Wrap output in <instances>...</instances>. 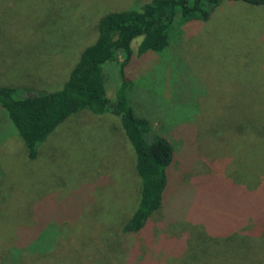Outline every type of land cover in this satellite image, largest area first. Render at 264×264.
<instances>
[{"label": "rangeland", "instance_id": "1", "mask_svg": "<svg viewBox=\"0 0 264 264\" xmlns=\"http://www.w3.org/2000/svg\"><path fill=\"white\" fill-rule=\"evenodd\" d=\"M148 1L0 0V86L61 89L100 19ZM180 30L141 57L134 39L126 68L131 105L178 157L150 229L123 232L141 179L119 116L76 112L29 159L0 106V264H129L133 241L130 264H264V149L248 123L264 107V6L225 1ZM104 72L114 100L117 62Z\"/></svg>", "mask_w": 264, "mask_h": 264}, {"label": "trees", "instance_id": "2", "mask_svg": "<svg viewBox=\"0 0 264 264\" xmlns=\"http://www.w3.org/2000/svg\"><path fill=\"white\" fill-rule=\"evenodd\" d=\"M225 1L264 6V0H149L139 8L108 12L98 23L97 39L81 52L61 89L44 92L14 85L0 86V106L15 125L29 159H35L39 146L76 112L89 110L95 114L112 113L120 117L135 150L136 171L141 179L138 206L123 227V232L130 233V237L147 232L153 217L165 205L170 172L178 158L174 140L155 131L153 122L137 113L131 105L129 91L132 81L126 75V68L135 51L132 42L142 37L136 50L139 57L149 52H164L175 35L181 33L182 25L191 21H208ZM113 61L117 62L120 76L114 100L107 95L104 72L105 66ZM253 117L254 121L252 118L248 123L254 128L258 145L264 149V107L257 108ZM248 127L242 125L243 129ZM0 175H3L1 168ZM259 221L258 226L264 229V222ZM226 236L229 238L230 234ZM138 244L133 241V246L129 247L132 258L127 263L135 262L138 257Z\"/></svg>", "mask_w": 264, "mask_h": 264}]
</instances>
